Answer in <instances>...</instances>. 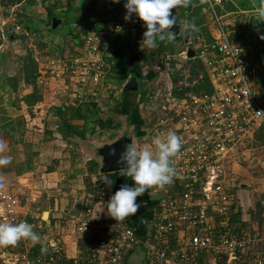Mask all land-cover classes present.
<instances>
[{
    "label": "built area",
    "instance_id": "1",
    "mask_svg": "<svg viewBox=\"0 0 264 264\" xmlns=\"http://www.w3.org/2000/svg\"><path fill=\"white\" fill-rule=\"evenodd\" d=\"M205 2L218 24V34L211 40L199 34L187 43L195 44L194 59L203 63L211 91L170 85L147 96L148 110L157 113L148 126L151 144L154 137L172 130L182 138V146L172 158L177 173L172 182L163 188H151L159 201L153 204L145 237L137 233L130 216L121 221L110 216L107 202L115 192L97 178L94 194L86 199L75 228L68 233L67 239L78 244L75 253H69L61 238L43 241L47 247L44 253L41 243L21 239L18 250L0 251V264H124L127 252L139 244L145 246L146 264H264V230L258 225L246 228L238 218H232L234 195L227 182L230 156L250 142L264 121V105L254 92L251 45L247 39H231L229 23L223 22L216 11L229 0ZM125 3L111 27L86 35L80 52L60 54L63 67L57 72L58 79L66 71L78 77L75 79L82 88H106L111 70L105 57L113 39L124 28L144 27L135 14L125 20ZM5 28L6 22H0V33ZM182 54L187 58V51ZM172 60L167 56L160 62L174 71ZM38 73L39 84L41 67ZM203 77L198 74L194 84L202 82ZM241 89L248 94L240 93ZM76 97L84 101L88 96L78 93ZM259 169L264 178V157ZM19 205L13 194L0 190V222L26 221L33 227L32 221L19 216ZM243 255L250 259H243Z\"/></svg>",
    "mask_w": 264,
    "mask_h": 264
},
{
    "label": "crops",
    "instance_id": "2",
    "mask_svg": "<svg viewBox=\"0 0 264 264\" xmlns=\"http://www.w3.org/2000/svg\"><path fill=\"white\" fill-rule=\"evenodd\" d=\"M124 1L126 0H119V2H114V0H28L26 4L36 7V13L39 12V14L35 17L30 16L32 21L29 24L37 29L36 32L32 30L25 31V33L34 50L39 43L37 41L34 44L35 47L33 46L35 38L43 44L46 53L51 54V51L61 52L60 54L64 55L78 53L84 48L85 37L91 30L107 29L113 25L114 17ZM243 1L229 0L224 8L217 7L216 11L223 22L232 24L229 25L231 39L235 41L247 39L250 42L249 57L255 70L254 85L256 87L261 85L259 88L261 91L259 92L257 88L255 94L264 105V39H261L264 36V19L258 20L256 18L258 9L251 1L253 6L251 4L249 6ZM23 2L14 5L18 7ZM201 3L204 5V14L210 18L209 21L206 17L213 38L218 34V24L213 19V14L205 0H201ZM191 4L194 5L192 2ZM231 6L236 9L231 10ZM182 8L170 10L172 15H176L178 22L172 28L176 32V39L171 42L159 41V47L155 50H146L140 46L143 33L146 31L145 27L124 28L113 39L108 54L111 70L109 75L113 82L112 85L108 84L109 87L106 88L109 90L107 96H111L110 100H116L113 110H115V116L117 115L118 118H111L116 119L113 125L118 124L119 119L122 118L119 115L120 111L126 110V106L123 109L122 103L128 101V94H132L130 91H133L131 83L134 77L142 79L143 76H155L160 73V70H166L169 73L160 61L170 56L166 53H169L171 47L177 45L178 49L184 48L181 53L187 51V59H194L196 56L195 44L191 45L187 42L190 39L194 40V37L199 34L207 39L204 32L199 31L196 35L190 34L189 39L186 40L185 33L180 31V28L187 23L181 14ZM53 19L57 20L56 28L58 30L49 32L48 28L52 26ZM240 20H243L244 25L240 23ZM2 21L6 22L9 19L4 18ZM247 21L248 27H246ZM190 48L195 51V56L192 58L189 57ZM6 58L4 53H0V145H2L0 155H7L12 159L9 165L0 166V190L13 194L19 200V216L26 217L34 223L33 231L38 233L43 241L61 238L65 240L69 253H75V247L78 244L69 241L67 238L68 233L75 228L79 216L72 217L71 213L75 203L80 199L83 203L81 212L83 211L86 199L95 192V181L103 176L100 172V161L88 150V147H91L90 144L94 143L92 139L98 138L103 131L98 126V119L102 118L99 116V109L102 106H98L94 100L79 101L81 104L85 103L82 113L87 119L86 125L95 127L98 131L93 134L88 131L85 139L79 136H64L59 131L63 119L59 121L53 119L54 117H51L52 111L46 110L51 106V102L46 97L47 91L43 92L40 89L41 86L38 87L41 92V101L34 107H29L23 99L29 91H25L21 95L17 90L18 86H21V82L25 83V81L21 80V73L12 66L13 62L10 59L6 60ZM201 64L203 65V63ZM159 67L160 69H158ZM198 83L200 82L195 83L189 89H194L193 87ZM255 83L259 85L257 86ZM142 90L146 92L145 99L142 100L140 95H131L133 101L136 98L139 101L140 99L146 101L148 94L155 92L149 86H144ZM133 92L139 94L138 91ZM259 93L260 96H258ZM93 105H95V111L87 113V107ZM77 106L79 107L80 104ZM50 123L53 124L51 128ZM131 127L136 126L131 125ZM139 138L134 140L135 145ZM53 140L55 142L64 141L66 146L72 141L73 146L71 149L63 147L55 153H50L47 144H51L50 142ZM44 142L46 143L44 144ZM61 145L63 146V143ZM108 176L114 182L111 185L114 192L124 184L134 185V181L126 175H121V171ZM144 194V201L141 196L137 197V203L140 204V207L134 215L130 216L137 233L141 237H145L148 231L153 212L152 193H147L146 190ZM20 244L21 241H19ZM6 250H10V248ZM124 264H146L145 246L139 244L129 250Z\"/></svg>",
    "mask_w": 264,
    "mask_h": 264
},
{
    "label": "rangeland",
    "instance_id": "3",
    "mask_svg": "<svg viewBox=\"0 0 264 264\" xmlns=\"http://www.w3.org/2000/svg\"><path fill=\"white\" fill-rule=\"evenodd\" d=\"M3 1L4 0H0V22H2L4 18L9 19V21H6L7 32L5 28L4 33H0V49L2 48L0 53H4L6 55V60L10 59L13 62L12 66L15 67L19 73H21V80L23 78L22 73L25 64L28 60L31 59L37 67H41L43 77L40 79L41 82H39L38 87L41 86L40 89L43 92L47 91L46 97L49 99L48 101L51 102V106L53 105V107L50 106L46 108V110L49 111L50 109L52 111L51 117H54L53 119L58 121L62 119L60 115H57L59 112L57 108L59 109L60 106L64 107L65 116H68L70 113L69 110L77 104H80L82 110L85 103L81 104L79 102L80 98L76 97L78 93H82L84 96H88L84 102H88L93 99L97 102L98 106H102L101 109L98 108L100 112L99 116L108 120L111 118L117 119L118 116H115V110H113L114 102H116V100H110L111 96H107L109 90L106 89L109 87L108 84L112 85L113 80L111 76L109 75L107 78V85L103 90H97L94 85H88L82 88V86L79 85V81L75 79L77 76L71 77L66 71H64V75L61 79H58L59 77H57V72L63 67L61 61H59L61 52L58 53L57 51H51V54L46 53L43 48V44L40 43V40L35 38L34 41L32 40L33 46L35 47L34 44L37 43V41L39 43H37L38 47L34 50L30 45L27 34L25 33V31H27L26 26L29 25L30 21H32L30 16L35 17L39 14V12L36 13V7H31L29 4H26V1L28 0H24V2L22 1V5H19L18 7L15 6L16 4L8 5V3H4ZM243 2L248 5L251 4L250 0H244ZM13 6H15L14 9ZM30 7L31 10L29 9ZM207 18L210 21L209 16ZM21 21H23V23ZM240 23L244 25L243 20H240ZM16 26H19V29H17ZM246 27H248V21L246 22ZM183 49L184 48L178 49L177 45H175V47H171L169 49V53L166 54L173 58L172 65L175 67V70L169 71V73H167L166 70H160V73L155 76H143L141 81L146 83L145 87L149 86L154 91H165V89L170 85H173L174 87L177 86V88H182L183 90L187 87H192L198 73H202L201 67L204 68V66L198 61V59H187L182 57L183 55L181 50ZM108 54L109 52L105 57V61L109 63L110 60L108 58ZM63 56L66 55L63 54ZM59 74L62 75V71ZM18 77L20 78V76ZM255 84H257V86L259 85L258 83ZM260 86L256 87V85H254V92L257 88H261ZM32 89V85L24 82H21V86H18L17 88L21 95H23L25 91H29L28 93H30ZM260 91L261 90L259 89V92ZM130 93L132 94H128V101H124V103H122L123 109L124 106H126V110L120 111L119 115H121L122 118L119 119L118 124L113 125L112 127H107L109 129L106 128L101 131L98 138L92 139V141L94 140V143L90 144L91 147H88V150L89 153L93 154L95 157L96 155L93 153L94 147L111 143L112 141L121 138L122 135H130L131 133H133L134 139L140 137L136 141L138 149L143 145H148L154 148L151 144V140L147 138V133L149 129L148 126L150 122L156 118L157 113L152 114V112L148 110L147 105H150L149 102L141 101V99L139 101L138 98L133 101L131 95H140V98H142V93L137 94L133 91H130ZM258 96H260V93ZM116 105H118V103H116ZM157 108L159 107H155V110H157ZM160 113L161 112L159 111L158 115ZM73 122L76 124L80 123L78 120H74ZM131 125H134L137 128L131 127ZM49 126L51 128L53 127V124L50 123ZM39 142L41 143V141ZM45 143L46 142H44V144ZM50 143L51 144H47L48 151L50 153H55L59 149H63V147L71 149L73 146L72 141L70 144H67V146L64 141L55 142V140H53ZM62 143L63 146L61 145ZM248 143L239 147L238 151L230 156L229 163L227 165L230 169V175L227 178V182L229 183V187H232L234 195L233 199L235 212L232 218H238L239 222H241V224H243L246 228L253 229V225H257L256 222L264 218V178L259 169L260 160L264 157V145H250V143ZM111 174L112 173H109L107 175ZM241 183H245L246 186L239 187ZM151 188L147 190V193L152 192ZM143 195H141V198L144 201L145 197ZM151 200L153 204H156L159 201L158 196L154 194L152 195ZM20 246L21 244L19 245L18 241V244L16 243L15 245L0 247V251L9 248L10 250H18ZM242 258L250 259V256L243 255Z\"/></svg>",
    "mask_w": 264,
    "mask_h": 264
},
{
    "label": "clouds",
    "instance_id": "4",
    "mask_svg": "<svg viewBox=\"0 0 264 264\" xmlns=\"http://www.w3.org/2000/svg\"><path fill=\"white\" fill-rule=\"evenodd\" d=\"M114 2H119V0H114ZM190 4L191 0H126L125 20L131 19L132 14L139 17L146 28L140 46L146 50H155L159 47V41L171 42L176 39V32L172 28L178 22L176 15H172L170 10L178 7L187 8ZM258 4L256 18L264 19V0H258ZM198 30L195 23H185L180 28V31L187 35ZM261 39H264V36ZM240 93L248 94L245 89H241ZM152 145L154 148L143 145L138 149L135 143L125 144L116 161L118 165H124L121 175H126L134 181L133 186L122 185L107 202L110 216L116 221H121L137 212L140 207L137 203L138 196L143 195L153 186L163 188L171 183L177 174L172 158L181 149L182 138L176 132L169 130L165 136L154 137ZM0 150H2V145H0ZM110 154L115 155V150L113 149ZM11 159L10 156L0 155V166L9 165ZM101 179L109 187L114 183L107 174ZM21 239L29 240L33 244L41 243V252H47L42 237L33 231L32 225L28 222H0V247L15 245Z\"/></svg>",
    "mask_w": 264,
    "mask_h": 264
},
{
    "label": "trees",
    "instance_id": "5",
    "mask_svg": "<svg viewBox=\"0 0 264 264\" xmlns=\"http://www.w3.org/2000/svg\"><path fill=\"white\" fill-rule=\"evenodd\" d=\"M22 1H24V0H7V1L4 0L3 2L8 3V5H14L17 3H21ZM191 2L194 5L190 4L189 7H187V8L183 7L181 9V14H182V16L185 17V20L187 21V23H195V25L199 29L198 31H192L191 35H194V34L196 35L197 33H199V31H203L205 36L207 37V39H211L212 35H211L210 29H209L208 24H207L206 15L203 12L204 5L199 0H191ZM230 9L235 10L236 8L234 6H231ZM21 22L23 23V21H21ZM26 30H27V32L32 31V30H34L36 32L37 29L36 28L34 29L33 26H31L29 24L27 26ZM48 30H49V32H54V31L58 30V28L54 27V25L52 24V26L50 28H48ZM93 30H95V29H93ZM96 30H98V29H96ZM75 36H77V35H75ZM201 70H202V73L204 75L203 81L196 84L193 88L196 90H204V91L210 92L211 86H210V82L207 78L205 68L201 67ZM38 74L39 73H38L37 65L34 64V62L31 59L28 60L25 64V67L23 70V74H22L23 78L22 79L25 81L26 84L32 85V87H33L32 91L30 93H28L26 96H24V98H23L24 102L29 107H34L39 101H41V98H42L41 94H40L41 92L37 86ZM15 81H16V79H15ZM131 84H132V86H131L132 90L138 91L140 94L142 93L143 95H142L141 99L144 100L146 97V92L143 91L142 89L136 88L135 85L133 84V82ZM95 109H96L95 105H93L91 107L88 106L87 107V113L95 111ZM57 110L59 111L57 113V115H60L61 118L63 119V124L59 127V131H61L64 136H79L80 138L85 139V138H87L86 134L88 133V131H90L92 134L98 131L97 128L89 127L86 125L87 119H86L85 115L82 113L81 107L79 108L77 105L73 106L69 110L70 113L68 116H65L64 107L60 106L59 109H57ZM72 120H78V121H80V123H78V124L73 123ZM98 120H99L98 126H99V128H102L103 130H105L107 127H110V126L112 127L113 122L116 121L115 119H109L108 120V119H103V118L98 119ZM249 143H250V145L251 144L252 145H254V144H256V145L263 144L264 145V121L261 124V126L254 132L253 138L250 140ZM257 224L259 225V227L262 230H264V218L262 220H258Z\"/></svg>",
    "mask_w": 264,
    "mask_h": 264
},
{
    "label": "water",
    "instance_id": "6",
    "mask_svg": "<svg viewBox=\"0 0 264 264\" xmlns=\"http://www.w3.org/2000/svg\"><path fill=\"white\" fill-rule=\"evenodd\" d=\"M252 4L257 8L259 6L258 0H250ZM255 2V3H254ZM258 9V8H257ZM56 19H53V25L56 27ZM186 40L189 39V35L185 34ZM195 56V51L190 48L189 49V57L192 58ZM133 83L136 88H144L145 83L141 81L139 77L133 78ZM133 132V131H132ZM134 137L133 133L130 135H122L121 138L112 141L111 143H106L103 145H99L93 148V153L96 155L97 159L100 161V172L102 174H109V173H115L122 171V168L124 167L123 164L118 165L116 161L119 159L120 153L123 150V147L125 144L134 143ZM115 150V155H111L110 153L112 150ZM245 187V183H241L239 187ZM82 200L80 199L75 203L74 210L72 211L71 215L72 217H78L80 216L81 209H82Z\"/></svg>",
    "mask_w": 264,
    "mask_h": 264
}]
</instances>
